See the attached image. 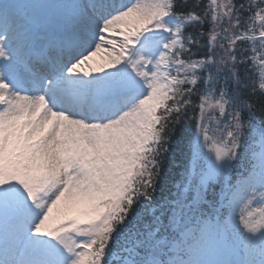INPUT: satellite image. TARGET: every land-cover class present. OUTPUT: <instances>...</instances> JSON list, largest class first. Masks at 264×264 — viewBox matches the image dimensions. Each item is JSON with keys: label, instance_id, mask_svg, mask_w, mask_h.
Segmentation results:
<instances>
[{"label": "snow or ice", "instance_id": "obj_1", "mask_svg": "<svg viewBox=\"0 0 264 264\" xmlns=\"http://www.w3.org/2000/svg\"><path fill=\"white\" fill-rule=\"evenodd\" d=\"M0 264H264V0H0Z\"/></svg>", "mask_w": 264, "mask_h": 264}, {"label": "trees", "instance_id": "obj_2", "mask_svg": "<svg viewBox=\"0 0 264 264\" xmlns=\"http://www.w3.org/2000/svg\"><path fill=\"white\" fill-rule=\"evenodd\" d=\"M176 155L175 153L171 155L165 164L164 175L156 192L158 200L169 195V189H172L173 181L179 180L182 175L184 159L183 157L177 159ZM172 191L174 192V189Z\"/></svg>", "mask_w": 264, "mask_h": 264}, {"label": "rangeland", "instance_id": "obj_3", "mask_svg": "<svg viewBox=\"0 0 264 264\" xmlns=\"http://www.w3.org/2000/svg\"><path fill=\"white\" fill-rule=\"evenodd\" d=\"M95 60H99V57L94 58ZM69 217H78V212L73 210L68 213V217H60L61 219L69 218Z\"/></svg>", "mask_w": 264, "mask_h": 264}]
</instances>
